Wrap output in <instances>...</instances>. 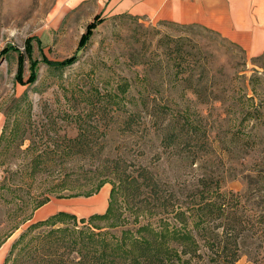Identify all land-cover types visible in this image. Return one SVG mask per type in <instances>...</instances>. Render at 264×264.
<instances>
[{
	"label": "rangeland",
	"instance_id": "obj_1",
	"mask_svg": "<svg viewBox=\"0 0 264 264\" xmlns=\"http://www.w3.org/2000/svg\"><path fill=\"white\" fill-rule=\"evenodd\" d=\"M55 1L0 0V264H31L17 260L19 249L50 226L34 227L17 246L12 243L35 223L37 201L60 194L85 199L100 191L92 204L108 206L110 189L119 186L112 178L56 188L64 173L89 176L97 165L106 173L114 168L146 175L152 184L154 173L163 194L184 201L197 192L200 175L209 173L218 193L226 200L237 194L242 210L264 224V55L249 57L196 24L90 15L87 8L57 20ZM171 39L186 43L183 73H175L168 56ZM153 103L166 105L167 113H157ZM77 117L85 118L92 148L26 175L37 150L55 151L56 140L77 134ZM171 118L190 119L198 136L183 134L180 146L163 148L160 124ZM203 130L205 146L198 142ZM125 194L116 191L112 199L117 221L89 224L117 232L157 226L161 217L174 222L170 212L153 208L148 191L133 198L136 206ZM83 212L78 204L69 211L78 225L90 216ZM114 221L117 226H110ZM72 222L63 218L55 226ZM252 237L237 264H264V236Z\"/></svg>",
	"mask_w": 264,
	"mask_h": 264
},
{
	"label": "trees",
	"instance_id": "obj_2",
	"mask_svg": "<svg viewBox=\"0 0 264 264\" xmlns=\"http://www.w3.org/2000/svg\"><path fill=\"white\" fill-rule=\"evenodd\" d=\"M171 42L165 45L169 51L168 56L174 60L175 73H183L189 66L188 61L181 57L189 54L184 49L186 43L183 39H171ZM29 48L30 45H27V49ZM153 109L165 115L168 107L153 103ZM133 116V114L129 115V117ZM171 119L173 121L169 119L165 125L160 124V144L163 148L173 149L180 146L183 134H188L190 138L198 136L197 127L190 122V119L186 118L184 121L186 123H180L176 118ZM76 120L77 134L73 137L64 135L60 143L56 140L54 142L56 152L51 151L55 152L54 155H50L51 152L42 154L37 150L27 164L29 168L26 175L33 176L48 171L49 162L54 164L57 160L72 158L71 154L74 153L83 155L84 151L92 148V143L87 137L88 129L84 127L85 118L77 117ZM202 133L203 137L202 139L198 137V142L199 145L202 142L205 146L209 139L205 130ZM32 142L38 145L36 140L32 139ZM96 167L99 171L94 167L95 170L91 171L90 177L79 173H72L73 176L64 173L56 188H62L61 184L66 186L69 182L72 186H78L83 182L90 183L99 178H101L99 181L105 182L108 178H112L119 184L116 191L126 193L132 205H137L133 198L141 195L143 191H148L149 195H153V206H155L153 208H164L172 214L174 222L170 223L168 219L161 217L157 226L145 224L134 231L120 229L117 232L100 230L101 227L98 225L89 224L90 221L87 220L97 218L116 220L112 217L115 213L112 199L116 192L113 186L110 189L106 210L103 213L91 214L88 218H80L78 221L82 225L77 224L74 214L65 211H59L45 220L29 224L12 246H17L34 227L49 225L50 228L30 236L27 244L20 247L17 260L27 259L31 264H237L241 255L246 254L244 252L246 240L256 234L259 238L264 236L261 217L242 210L237 194L226 200L224 194L218 193L217 189L213 188L209 173L200 175L197 179V192L184 201L174 197L171 199L168 194L167 196L163 194L159 179L154 173L152 184L149 183L150 177L140 173L133 175L114 168L106 173L102 167L98 165ZM71 177L72 179H67ZM100 186L101 184L98 185ZM63 196L65 195L60 194L56 197ZM48 200L49 198L45 197L37 201L35 207ZM141 208L147 210L148 207L141 206ZM63 218H71L72 225L55 226L56 223L62 222ZM116 221L110 226L116 227ZM255 260L253 259L254 262Z\"/></svg>",
	"mask_w": 264,
	"mask_h": 264
},
{
	"label": "crops",
	"instance_id": "obj_3",
	"mask_svg": "<svg viewBox=\"0 0 264 264\" xmlns=\"http://www.w3.org/2000/svg\"><path fill=\"white\" fill-rule=\"evenodd\" d=\"M80 8H87L90 15L125 14L155 22L196 24L237 45L249 57L264 55V0H56L52 14L61 20ZM99 193L85 199L52 197L33 210L30 220L73 212L77 204L84 216L103 213L107 201L92 204Z\"/></svg>",
	"mask_w": 264,
	"mask_h": 264
},
{
	"label": "bare ground",
	"instance_id": "obj_4",
	"mask_svg": "<svg viewBox=\"0 0 264 264\" xmlns=\"http://www.w3.org/2000/svg\"><path fill=\"white\" fill-rule=\"evenodd\" d=\"M104 202V201H103Z\"/></svg>",
	"mask_w": 264,
	"mask_h": 264
}]
</instances>
